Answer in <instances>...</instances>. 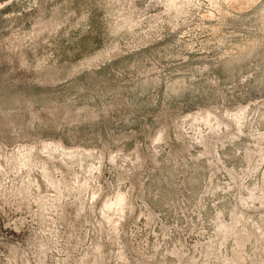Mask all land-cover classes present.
Here are the masks:
<instances>
[{
	"label": "rangeland",
	"instance_id": "1",
	"mask_svg": "<svg viewBox=\"0 0 264 264\" xmlns=\"http://www.w3.org/2000/svg\"><path fill=\"white\" fill-rule=\"evenodd\" d=\"M0 264H264V0H0Z\"/></svg>",
	"mask_w": 264,
	"mask_h": 264
}]
</instances>
